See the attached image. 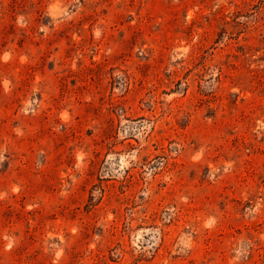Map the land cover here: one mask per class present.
<instances>
[{
  "label": "rangeland",
  "instance_id": "obj_1",
  "mask_svg": "<svg viewBox=\"0 0 264 264\" xmlns=\"http://www.w3.org/2000/svg\"><path fill=\"white\" fill-rule=\"evenodd\" d=\"M0 264H264V0H0Z\"/></svg>",
  "mask_w": 264,
  "mask_h": 264
}]
</instances>
